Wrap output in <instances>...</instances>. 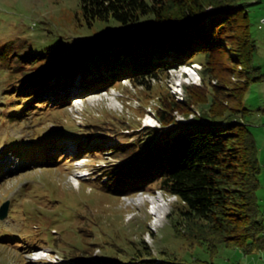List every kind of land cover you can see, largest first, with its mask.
<instances>
[{"label":"rangeland","instance_id":"374dc122","mask_svg":"<svg viewBox=\"0 0 264 264\" xmlns=\"http://www.w3.org/2000/svg\"><path fill=\"white\" fill-rule=\"evenodd\" d=\"M246 1L252 3L248 12L258 47L255 65L264 73V0ZM79 9V0H0V210L10 202L7 218H0V264H100L89 261L90 257L124 262L143 247L157 257L163 250L168 251L190 264H264V252L246 255L222 246L217 254H211L204 247H191L174 237L171 226L178 221L181 202L156 185L133 195L114 194L102 188L110 177L109 169L121 160L114 156L111 146L136 138L133 131L122 134L124 126L116 118H126L135 128L159 127L155 112L162 94L169 89L177 100L185 99L182 87L176 86L185 64L152 78L151 89L124 79L107 90L100 88L86 94L80 77L68 88L72 97L64 101V107L55 104L66 90L54 89L53 78L45 96L53 103L28 101L25 108L24 101L13 97L19 94L15 88L24 85L25 72L45 68L28 64L23 69L17 61L7 58L3 47L10 41L25 44L30 51L60 49L56 56L67 61L88 54L87 60L101 50L115 49L154 22L150 15L132 25L111 19L90 26L78 19ZM15 45L14 50L19 51ZM195 60L187 66L195 67L196 76L185 74L186 85L201 84L204 57ZM244 104L249 112L243 121L256 137L262 163L258 195L264 219V81L251 84ZM200 115L195 107L188 117L179 114L177 119L191 123ZM89 134L95 144L107 139L110 148L78 156L81 141ZM41 143L45 147L35 149ZM31 149L36 150L33 156H29ZM78 174L85 177L77 179ZM159 196L169 208L156 225L149 197ZM83 251L91 254H84L83 260L73 259L75 253Z\"/></svg>","mask_w":264,"mask_h":264},{"label":"trees","instance_id":"16d2710c","mask_svg":"<svg viewBox=\"0 0 264 264\" xmlns=\"http://www.w3.org/2000/svg\"><path fill=\"white\" fill-rule=\"evenodd\" d=\"M79 1L81 15L77 17L90 26L111 19L132 25L150 15L154 16V22L115 49L101 50L87 60L88 54L67 61L56 56L60 49L30 51L25 44L15 45V40L7 42L3 51L19 67L25 69L29 64L45 68V71L25 72L24 85L15 88L19 94L13 97L24 101L25 108L28 101L53 103L45 97L51 90L52 78L56 82L54 89L66 90L55 104L60 107L72 97L68 88L80 77L86 94L100 88L107 90L124 79L151 89L152 78L203 56L201 84L185 85L184 101L177 100L169 89L160 97L155 112L159 127L140 129L137 125L135 128L126 118L123 121L116 118L124 126L122 134L130 135L126 133L133 131L136 138L111 146L114 156L121 160L109 169L110 177L102 183V188L114 194L133 195L156 185L181 202L178 221L171 226L174 237L187 241L191 247H204L211 254H217L222 246L246 255L263 253L264 219L258 195L262 163L256 137L243 121L249 112L244 107L245 94L252 83L264 81L262 69L255 65L258 47L248 12L252 3L246 0ZM14 45L19 51L14 50ZM235 78L238 80L233 82ZM195 107L201 114L199 118L191 123L178 121L177 115L188 117ZM89 135L81 141L78 156L103 153L110 148L107 139L95 144ZM44 147L42 143L35 145V149ZM35 149H31L29 156H33ZM88 253L91 254L75 253L73 259L83 260ZM88 260L100 264H190L165 250L157 257L147 247L124 262L109 258Z\"/></svg>","mask_w":264,"mask_h":264},{"label":"bare ground","instance_id":"6f19581e","mask_svg":"<svg viewBox=\"0 0 264 264\" xmlns=\"http://www.w3.org/2000/svg\"><path fill=\"white\" fill-rule=\"evenodd\" d=\"M264 22V20H263ZM194 65V64H193ZM192 65V66H193ZM185 68H182V70L179 73V81L176 82V86L177 87H182V89L184 90V86L186 85V81H185V74L186 75H190V77L195 78L196 74H195V67L190 68L189 66H187V64L184 65ZM78 181V180H77ZM76 181V182H77ZM79 182V181H78ZM150 202L153 204V212L155 215V221L154 223L156 225L160 224L162 222V220L165 218L166 213L168 212V204L162 199V196L159 197H149Z\"/></svg>","mask_w":264,"mask_h":264},{"label":"water","instance_id":"95a60500","mask_svg":"<svg viewBox=\"0 0 264 264\" xmlns=\"http://www.w3.org/2000/svg\"><path fill=\"white\" fill-rule=\"evenodd\" d=\"M124 42V41H123ZM122 43V42H121ZM121 43H119V44H121ZM118 45V44H117ZM9 206H10V202L8 201V202H6L3 206H2V208H1V210H0V218L2 219V220H4V219H6L7 218V216H8V212H9Z\"/></svg>","mask_w":264,"mask_h":264}]
</instances>
